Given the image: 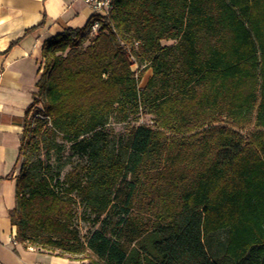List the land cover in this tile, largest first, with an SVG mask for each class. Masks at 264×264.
<instances>
[{
    "label": "trees",
    "instance_id": "obj_1",
    "mask_svg": "<svg viewBox=\"0 0 264 264\" xmlns=\"http://www.w3.org/2000/svg\"><path fill=\"white\" fill-rule=\"evenodd\" d=\"M92 21L42 45L13 241L88 264H264V0H111ZM142 113L112 150L109 118ZM58 138L84 159L62 177ZM77 208L98 225L85 240Z\"/></svg>",
    "mask_w": 264,
    "mask_h": 264
},
{
    "label": "crops",
    "instance_id": "obj_2",
    "mask_svg": "<svg viewBox=\"0 0 264 264\" xmlns=\"http://www.w3.org/2000/svg\"><path fill=\"white\" fill-rule=\"evenodd\" d=\"M90 18L82 0H0V264L72 263L12 246L15 227L8 212L15 207L20 138L42 71V45L66 30L82 28ZM173 43L161 41L162 46Z\"/></svg>",
    "mask_w": 264,
    "mask_h": 264
},
{
    "label": "rangeland",
    "instance_id": "obj_3",
    "mask_svg": "<svg viewBox=\"0 0 264 264\" xmlns=\"http://www.w3.org/2000/svg\"><path fill=\"white\" fill-rule=\"evenodd\" d=\"M132 70L135 71L136 75L139 74V70H137L135 65L132 66ZM150 75H151V72L149 70L143 71V75L139 82L140 87H143L145 85V82L147 81ZM34 113H35V109L34 110L32 109L29 114V118L33 117ZM137 124H146V125L151 126L152 125L151 117L147 114L142 113V115L139 117L137 121L133 120L132 118H129L126 122H120L117 118H114V116H111L109 118L108 124L105 127V133L107 134L106 136H107L110 148L114 151L122 150L123 146L126 145L127 140L129 139L130 130L133 127H135ZM57 141L59 142V144H61L62 151H57L55 149L51 150L48 155V162L54 168L59 163L64 162V166L61 170V177H62L68 170L73 168L76 164H83L84 159L82 160V159L77 158L76 156H71L68 150V144L64 143L59 138L57 139ZM32 158L38 159V160L39 159L45 160L46 158H45L44 150H41V152L37 155L36 154L33 155ZM22 160H23V157L20 158L19 166ZM81 215H82L81 208H77L76 222L80 229V234L85 240L86 236H88L90 232L95 230L98 227V225L93 226L91 222L80 220ZM223 238H224L223 232L215 234L213 237H211L210 243L213 244L214 247H216L223 240ZM12 246H15V245L12 244ZM30 250L34 251L32 249ZM34 252H37V251H34ZM41 254H45V253H41ZM70 262H72L71 264H88V260H81V258L70 260Z\"/></svg>",
    "mask_w": 264,
    "mask_h": 264
},
{
    "label": "built area",
    "instance_id": "obj_4",
    "mask_svg": "<svg viewBox=\"0 0 264 264\" xmlns=\"http://www.w3.org/2000/svg\"><path fill=\"white\" fill-rule=\"evenodd\" d=\"M82 2L87 5L91 10L92 26L91 31L95 32L98 28V18H105L108 16L111 8V0H82ZM15 245L16 243L13 241Z\"/></svg>",
    "mask_w": 264,
    "mask_h": 264
}]
</instances>
